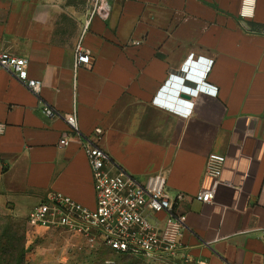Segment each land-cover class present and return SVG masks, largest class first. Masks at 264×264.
Segmentation results:
<instances>
[{"label": "crops", "instance_id": "1", "mask_svg": "<svg viewBox=\"0 0 264 264\" xmlns=\"http://www.w3.org/2000/svg\"><path fill=\"white\" fill-rule=\"evenodd\" d=\"M242 8L111 0L109 17L87 25V0H0V52L27 58L43 83L37 95L0 69V200L27 216L52 191L95 208L80 140L59 145L76 105L80 130L101 128L97 141L120 166L139 179L162 172L170 194L189 195L184 264H263L264 0ZM78 45L92 60L75 68ZM44 104L63 117H45ZM211 152L226 157L219 182L205 174ZM201 190L214 201L191 198Z\"/></svg>", "mask_w": 264, "mask_h": 264}, {"label": "built area", "instance_id": "2", "mask_svg": "<svg viewBox=\"0 0 264 264\" xmlns=\"http://www.w3.org/2000/svg\"><path fill=\"white\" fill-rule=\"evenodd\" d=\"M87 6V25L95 16L107 19L111 12V0H87ZM253 6L254 0H243L242 14L250 15ZM134 44L139 45L140 42ZM91 60L90 55L78 45L75 68ZM28 66L27 58L0 52V69L13 73L19 82L39 95L43 83L29 77ZM202 82H206L205 77ZM161 101L158 97L154 100L181 116L191 114L192 107L181 110L177 105ZM41 112L47 118L63 117L49 104H44ZM63 118L68 132L62 134L59 145L70 144L69 134L80 140L92 172L96 205L94 209H89L68 196L52 191L29 213V223L44 229H64L88 242L100 243L150 264L172 262L179 258L187 260L181 238L185 231H190V227L180 204L189 195L181 191L170 194L167 177L162 172L139 179L120 166L98 143L101 128H95L91 135L80 130L76 105ZM225 161L224 155L211 152L207 157L205 174L219 182ZM191 198L202 203L213 202L215 191L201 190ZM159 214L164 217H159Z\"/></svg>", "mask_w": 264, "mask_h": 264}, {"label": "rangeland", "instance_id": "3", "mask_svg": "<svg viewBox=\"0 0 264 264\" xmlns=\"http://www.w3.org/2000/svg\"><path fill=\"white\" fill-rule=\"evenodd\" d=\"M14 211L0 200V261L8 264H134V260L106 253L100 243L88 242L64 229H44L27 219L29 207ZM105 255H102L103 253ZM21 260V262H19ZM142 264H150L142 261ZM155 264V263H153ZM158 264H184L182 259Z\"/></svg>", "mask_w": 264, "mask_h": 264}, {"label": "trees", "instance_id": "4", "mask_svg": "<svg viewBox=\"0 0 264 264\" xmlns=\"http://www.w3.org/2000/svg\"><path fill=\"white\" fill-rule=\"evenodd\" d=\"M252 26H253V27H260L258 24H253ZM102 247H103V248H107V247H105L104 245H102ZM105 252H106V253H116V254H118V255H122V256H125V257H127V258H131L132 260L135 261L134 264H142V261H144V260L141 259V258H136V257H132V256H128V255H124V254H120V253H118V252H116V251H114V250H111V249H109V248H107ZM101 253H103V252H101ZM106 253H103L102 255H105ZM19 262H21V260H20ZM145 262H146V261H145ZM146 263H147V262H146ZM0 264H8V263L0 261Z\"/></svg>", "mask_w": 264, "mask_h": 264}]
</instances>
